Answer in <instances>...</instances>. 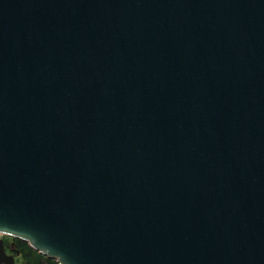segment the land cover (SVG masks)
Listing matches in <instances>:
<instances>
[{
	"label": "water",
	"instance_id": "water-1",
	"mask_svg": "<svg viewBox=\"0 0 264 264\" xmlns=\"http://www.w3.org/2000/svg\"><path fill=\"white\" fill-rule=\"evenodd\" d=\"M0 234L264 264V0H0Z\"/></svg>",
	"mask_w": 264,
	"mask_h": 264
},
{
	"label": "trees",
	"instance_id": "trees-1",
	"mask_svg": "<svg viewBox=\"0 0 264 264\" xmlns=\"http://www.w3.org/2000/svg\"><path fill=\"white\" fill-rule=\"evenodd\" d=\"M15 250H18L23 264H57L56 261L50 260L39 253L32 250L26 243L19 240H14Z\"/></svg>",
	"mask_w": 264,
	"mask_h": 264
},
{
	"label": "rangeland",
	"instance_id": "rangeland-1",
	"mask_svg": "<svg viewBox=\"0 0 264 264\" xmlns=\"http://www.w3.org/2000/svg\"><path fill=\"white\" fill-rule=\"evenodd\" d=\"M0 238L4 241L6 253L7 254H13L15 256V264H23V260H22V257L20 255V253L18 255H16L13 251H10V249H9V247L11 246V244L14 243V240H18V239H15V238H12V237H9V236H6V235H2V234H0ZM19 241H21V240H19ZM21 242H23V241H21ZM14 249H16L15 246H14Z\"/></svg>",
	"mask_w": 264,
	"mask_h": 264
},
{
	"label": "flooded vegetation",
	"instance_id": "flooded-vegetation-1",
	"mask_svg": "<svg viewBox=\"0 0 264 264\" xmlns=\"http://www.w3.org/2000/svg\"><path fill=\"white\" fill-rule=\"evenodd\" d=\"M13 247V249H14V246H12ZM9 249H10V251H11V246L9 247Z\"/></svg>",
	"mask_w": 264,
	"mask_h": 264
}]
</instances>
